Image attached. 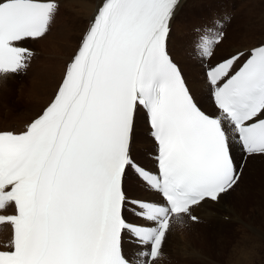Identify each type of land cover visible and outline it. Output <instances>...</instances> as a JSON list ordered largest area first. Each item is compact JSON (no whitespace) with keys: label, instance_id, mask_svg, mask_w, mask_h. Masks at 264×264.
Returning <instances> with one entry per match:
<instances>
[{"label":"snow or ice","instance_id":"6c2138e0","mask_svg":"<svg viewBox=\"0 0 264 264\" xmlns=\"http://www.w3.org/2000/svg\"><path fill=\"white\" fill-rule=\"evenodd\" d=\"M60 3L0 0V78L26 71L21 45L47 34ZM180 6L99 0L52 101L25 130H0V210L15 209L0 216L12 229L0 264H156L173 224L238 182L234 145L264 154V46L212 65L223 33L201 30L189 56L204 68L208 114L168 50ZM141 114L152 167L139 158ZM130 177L145 196L130 199Z\"/></svg>","mask_w":264,"mask_h":264},{"label":"rangeland","instance_id":"374dc122","mask_svg":"<svg viewBox=\"0 0 264 264\" xmlns=\"http://www.w3.org/2000/svg\"><path fill=\"white\" fill-rule=\"evenodd\" d=\"M78 1L81 2L82 0H61L59 11L57 12L53 22L51 23L47 34L38 41L36 40V41L25 42V45L27 44V46L30 49H33V51L35 50L34 52L36 54V58L33 57L34 63L32 64L29 71L24 77L7 76L6 78L7 80L5 79L6 80L5 84L0 86V105L5 107L4 109H2L3 107L0 106V130H9L14 132L23 131L25 129V125L23 124L25 122L29 123L32 121L31 118H29L31 120H28L29 114L31 113L33 107L32 100L37 102L40 101L39 100V97H41L40 94L43 91H45V89H47V93L49 92V87L47 86L49 80L47 75L45 74L49 73V69L52 65V62L58 60L57 52L55 49H52L51 46L54 44L52 47L55 48L54 41H56L55 39L58 37V35L61 32L67 33L73 29L75 16L78 15L77 13L74 15L72 14L70 16L71 13H69L67 4L70 5L74 3L72 5L73 11L78 12L80 7L78 6L77 8L75 5L76 3H78ZM217 22H219L220 24L219 28L216 27ZM206 28H211L214 31H222L223 35H225L224 39L217 45L218 47L216 46L217 48H215V54L213 56L214 59L212 58L213 61L210 62L211 64H215L217 61L222 60L224 57L231 56L236 51H238L235 50L236 48L246 47L250 45H258L259 43H262L264 41V0H187L184 7L178 12L175 19L172 22L171 35H173L175 39L179 41L180 48L183 49L189 55V49L193 42V37L197 39L201 30H204ZM243 33L246 34L243 35ZM78 40L76 39L75 41L76 44L71 41L67 43L64 40H59L61 46L58 48L61 49L62 45H67L70 48L72 47V45H75L77 48L79 44ZM48 42L51 44L49 48H51V50L53 51L50 50L52 53L51 54L49 52L50 59L48 58L45 61V57H44L45 54L42 52L45 51L46 49L42 45ZM192 62H195V60L192 59ZM64 63L65 61L62 62V65ZM41 68L42 69L45 68V70L41 71L42 70ZM199 69H200V75L197 80L203 82L202 80H203L204 68L200 64H199ZM62 73L63 71L61 70V74ZM38 81L40 83H38ZM58 81H60V77ZM21 85L23 86V91H22L23 94L19 93V88ZM35 85L36 88H33ZM53 91H55V89H53L51 93H53ZM205 95H206V101L208 102V105L211 107L212 104L209 99L208 90H206ZM43 97H46V95H43ZM210 109L209 111L206 109L203 110L208 114H214V111L212 110L213 107H211ZM26 118L27 120H24ZM15 120L16 121L24 120L25 122L21 124H17ZM139 124H140L138 125L139 138L141 137L144 138V139L142 138L143 140L140 139L141 145L144 146L142 148L144 152L143 151L141 152H143L146 155L145 158L149 162L154 161L152 160V156L154 153L153 144H151L153 146L151 148L148 147L149 145L147 146L145 145L152 143V141L147 135L144 115L143 116L140 115ZM238 153L240 155L238 154L239 158H237L236 161L239 163L245 162V164H243L244 166L241 165L243 169L239 178L240 180H238L236 185H234L232 189V195L228 196L227 198L220 199L218 202L215 203L212 202V205L205 204L203 207L193 210V212L198 217H199V213H203L205 211H209L217 216L219 215L222 216L225 214L226 215V221H224L225 224L235 227L234 232H232L231 229H227L224 231L225 235L227 236L225 247L235 256L234 259L230 262V264H264V165L262 166L260 165V163L264 164V159L261 160L260 163H258L259 161L257 162L248 161V159L244 161V158L242 159V154L240 153V150H238ZM131 180L133 181L134 179L130 177L126 181V184ZM246 187L248 188L246 189ZM239 190L244 193L245 197L247 196L248 199L250 198L249 199L251 200L250 204H252V201L255 203V201L257 200H253V199L256 198L263 200L260 206L254 205V207L250 209L251 207L250 205L248 207L250 210L246 211V215L240 210V216L243 217L246 216V218L252 219L250 224L248 222L245 224L240 221L236 222L237 214L230 215V213L225 209V206L230 205L231 202L233 201L231 197H233ZM136 192H134L136 196H133V198L142 197V195H144L143 194L144 192L143 193H141L140 191H136ZM251 194L253 195V197L251 196ZM229 208L231 210H234L231 207ZM254 209H256V211H254ZM252 211H254V213H252ZM126 214L128 215L127 217L129 220L135 221L130 211L126 212ZM184 219H182L179 222H176L177 224L176 223L173 224L172 229L166 239V243L164 244L166 250L164 248L162 249L161 256L164 257L167 255L166 258L169 259V262H171V260L173 261L171 263L184 264V262L187 259L189 261L188 256L192 253V250H194L195 252L197 251L199 253L198 255V253L196 252L197 254L196 259L198 261L196 264H204V262L207 260L209 250L212 247L211 233L213 232L214 228H216L215 225L216 221H210L208 225L205 226L200 225L204 223H200L197 226V228L195 227L193 228L189 224H194L197 222H193V223L188 222L186 221L189 220V218L187 219V217H184ZM198 234H200L201 236ZM182 235H185L183 236L184 237L183 242L180 241ZM230 243H232V245H230ZM124 251L128 253L125 250V247H124ZM169 262L164 264H168Z\"/></svg>","mask_w":264,"mask_h":264},{"label":"bare ground","instance_id":"6f19581e","mask_svg":"<svg viewBox=\"0 0 264 264\" xmlns=\"http://www.w3.org/2000/svg\"><path fill=\"white\" fill-rule=\"evenodd\" d=\"M99 2V0H82L81 2L78 1V3H76V7L78 8V6L80 7L79 11L78 12H75L73 11V7L72 4H67L68 5V10H69V13L70 16L73 14H77L75 16V20H74V27L73 29L70 31V32H67V33H64V32H61L58 37L55 39L56 41H54L55 43V48L51 46V44L48 42V43H44V45H42L46 50L43 51L42 53H44V57H45V61L49 58V52L51 53V48L52 49H55L56 52H57V56H58V60H55L54 62H52V65L49 69V73L45 74L47 75L48 77V87H49V92L47 93V89H45V91H43L40 95L41 97H43V95H46V97H39V100L40 101H33L32 100V111L31 113L29 114V117H28V120H34L35 118H37V116L39 114L42 113L43 109L46 108L48 106V104L52 101V99L54 98V95L58 89V86L60 85V83L62 82V78H63V75H64V72H65V69H66V66L67 64L70 62L71 58L74 56V54L76 53V51L78 50L79 48V45L81 43V40H82V37L84 35V33L86 32L88 26H89V22L91 21V19L93 18L94 14H95V10H96V4ZM187 0H181V6L180 8L177 10V13L176 15L178 14V12L184 7V5L186 4ZM76 9V8H75ZM72 18V17H71ZM73 22V21H72ZM71 22V23H72ZM80 30V31H79ZM76 32V33H74ZM244 32V31H242ZM246 33H243V35H245ZM235 37V36H234ZM41 38L39 39H36L37 41L40 40ZM76 39L78 40V46L76 48L75 45H72V47L70 48L69 46L67 45H62V48L59 49L58 47L61 46L59 40H64L66 41L67 43H69L70 41L75 43ZM231 39V38H230ZM229 39V40H230ZM36 40H27V41H36ZM196 40L195 37H193V42ZM232 40V39H231ZM45 41V40H44ZM63 43V42H62ZM71 44V43H70ZM76 44V43H75ZM264 44V41L262 43H259L258 45H250V46H246V47H240V48H236L235 50H238L239 52H246L247 54L249 53V51L255 47H259L261 45ZM225 45V44H224ZM27 49H29L32 53V57L30 59V64H29V67L26 69V71L22 72L21 74L19 75H9V76H14V77H24L27 72L29 71L30 67L32 66V64L34 63V58H36V54H35V50L33 51V49H30L27 44L25 45V42L21 45ZM49 46H51V48H49ZM74 46V47H73ZM218 47V46H217ZM216 47V48H217ZM223 47V46H222ZM168 49H169V52L170 54L173 56V58L175 59V61H177L180 65V68H181V71L184 75V78L189 86V88L192 89L193 91V94L197 97V100L200 102V105L203 109H206L209 111V109L211 107H213V111L214 113L216 112V109L214 107V105L212 104V106L210 107L208 105V102L206 101V88L203 86V82L201 81H198V77L200 75V69H199V63L197 61L195 62H192V59L190 58V56L183 50L180 48L179 46V41H177L175 39V37L173 35L170 34V38H169V41H168ZM51 50V51H50ZM238 51H236L234 54H236ZM39 54V53H38ZM37 54V55H38ZM52 54V53H51ZM217 54V53H216ZM232 54V55H234ZM247 56V55H246ZM221 57V56H219ZM229 57V56H228ZM218 58V56H217ZM224 58H227V57H224ZM223 58V59H224ZM50 59V58H49ZM214 59V57H213ZM216 59V58H215ZM221 59V58H220ZM219 59V60H220ZM40 60V59H39ZM65 61V63L62 65V62ZM213 61V60H211ZM217 61V60H216ZM218 62V61H217ZM216 62V63H217ZM50 63V62H49ZM177 63V64H178ZM47 64V63H46ZM45 64V65H46ZM50 65V64H49ZM178 65V66H179ZM43 66V65H42ZM42 69V68H41ZM40 70V69H39ZM38 70V71H39ZM44 69H42L41 71H44ZM61 70L63 71V73L61 74ZM40 71V73H41ZM39 73V75H40ZM42 75V74H41ZM43 77V76H42ZM60 77V81H58ZM7 78V77H6ZM6 78H0V86H2L3 84H5V81L7 80ZM6 79V80H5ZM200 80V79H199ZM46 81V80H45ZM43 81V82H45ZM58 81V82H57ZM203 81V80H202ZM38 83H40L38 81ZM37 83V84H38ZM58 83V85H57ZM21 84V83H20ZM45 84V83H44ZM28 85V84H27ZM31 85V84H30ZM29 85V86H30ZM42 86V85H41ZM5 87V86H4ZM11 87V86H10ZM39 87V86H38ZM33 88H36V85L33 87ZM14 89V88H13ZM55 89V91L52 92V90ZM30 90V89H29ZM34 90V89H33ZM40 90V89H39ZM14 91V90H13ZM23 86L21 85L20 88H19V93L23 94ZM38 91V90H37ZM18 92V91H17ZM34 93V91H33ZM52 94V95H51ZM2 96V95H1ZM51 96V98H50ZM211 101V100H210ZM38 103V104H37ZM1 106V105H0ZM5 106V105H4ZM3 107V106H1ZM7 107V106H6ZM5 107H3L2 109H4ZM12 108V107H11ZM14 108V107H13ZM1 109V110H2ZM26 110V109H25ZM211 110V109H210ZM3 111V110H2ZM21 111V110H20ZM24 111V109H23ZM22 111V112H23ZM28 111V109H27ZM6 113V112H5ZM4 113V114H5ZM9 113V112H8ZM20 113V112H19ZM24 113V112H23ZM27 113V112H25ZM21 114V113H20ZM27 115V114H26ZM25 115V116H26ZM8 116V115H7ZM18 116V115H17ZM21 116V115H20ZM23 117H24V114H23ZM8 118V117H7ZM21 118V117H20ZM19 118V119H20ZM31 118V119H29ZM13 119V118H12ZM17 119V118H16ZM10 120V119H9ZM24 120H27L24 119ZM24 120H15V122L17 124H21L23 122H25ZM141 122V121H140ZM26 123V124H25ZM23 125H25V128H26V125L29 124L27 122H25ZM4 124V123H2ZM140 125V124H139ZM17 126V125H16ZM140 127V126H139ZM25 130V129H24ZM144 130V129H143ZM17 133L21 132V131H16ZM144 134V133H143ZM148 135V134H147ZM139 136V135H138ZM143 137H141L140 139H142ZM144 139V138H143ZM142 139V140H143ZM146 140V139H145ZM150 140V139H149ZM145 142V141H144ZM143 143V142H142ZM147 143V142H146ZM150 143V141H149ZM151 144L153 143H150V144H145L146 146L149 145L148 147L151 148L153 147ZM144 146L143 145H140V150H139V158L144 162V163H148L149 166H151V163H149V161L145 158V154L143 153L144 150H142ZM148 148V149H149ZM153 150V149H152ZM238 150H240V147L238 146V144H235L234 147H233V150H232V155H233V158H234V161L236 163L237 166L240 165L239 162L236 161L238 157ZM143 151V152H141ZM241 153V152H240ZM243 154V153H241ZM240 155V154H239ZM249 157V158H248ZM244 158V156L242 155V159ZM248 159V161H259L258 163H260L261 160L264 159V155H248L247 154V157L244 158V161ZM249 163V162H248ZM252 163V162H251ZM257 163V164H258ZM245 164V162L243 163ZM256 164V165H257ZM251 165V164H250ZM253 165V164H252ZM255 165V163H254ZM260 165H264V164H261ZM244 166V165H243ZM258 166V165H257ZM243 169V168H242ZM252 173V172H251ZM256 175V174H255ZM252 176V175H251ZM240 180V179H239ZM249 180V179H248ZM252 185V184H251ZM258 187V186H257ZM248 187H246L247 189ZM256 188V187H255ZM125 189L126 191L128 192L129 196H132L130 197L133 198V196H136L134 192L136 191H140L141 193H143V191L140 190L139 186L136 184L135 180H131L130 182H127L126 186H125ZM233 189V188H232ZM232 189L229 190L228 192L222 194L219 198L220 199H224V198H227L228 196H231L232 195ZM245 191V190H244ZM138 193V192H136ZM247 193H248V190H247ZM145 196L146 194L143 193ZM248 195V194H247ZM235 196V197H234ZM233 197H231L233 199V201L231 202L230 205H226L225 206V209L230 213V215H235L237 214V218H236V222H242V223H251L252 219L251 218H246L243 217V216H240V210L245 213L246 215V211L252 209L254 207V205L256 206H260L263 202L262 199H253V200H257L255 201V203L252 201V204L251 203V200L248 199V197L246 198L244 193L242 191H238ZM251 196L253 197V195L251 194ZM249 196V197H251ZM212 205V202L209 201L207 203H204L202 204L201 206L199 207H195L193 208V210L197 209V208H200V207H203L204 205ZM251 205L250 209L248 208L249 206ZM229 207L233 208L234 210H231ZM192 210V211H193ZM209 210V209H208ZM237 210V211H236ZM212 211V210H211ZM254 211H256V209H254ZM254 211H252V213H254ZM235 212V213H234ZM193 214H195L193 212ZM250 214V212H249ZM196 215V214H195ZM196 217L199 219V221L197 223H194V224H189L191 227H195L197 228V226L200 224V223H204V224H200L202 226H205V225H208V223L210 221H216V228H214L213 232L211 233L212 234V247L210 248L209 250V254L207 256V260L204 262V264H230V262L234 259V254L230 251H228L225 247V242H226V239H227V236L225 235L224 231L227 230V229H231L232 232L235 231V227H232V226H229L227 224H225L224 221H226V215H222V216H217L209 211H205L203 213H199V217L196 215ZM184 219V217L182 218ZM181 219V220H182ZM188 219V217H187ZM180 220V221H181ZM185 220V219H184ZM231 220V219H229ZM188 222H191L189 220H186ZM129 222H133V221H129ZM193 223V222H191ZM177 224V223H176ZM248 225V224H246ZM185 228V227H184ZM202 228V227H201ZM240 228V227H239ZM238 228V229H239ZM207 229V228H206ZM209 229V228H208ZM182 230V228H181ZM198 230V229H197ZM210 231V230H209ZM199 232V231H198ZM9 233V238L7 240V235ZM170 233V232H169ZM168 233V235H169ZM179 233V232H178ZM203 233V232H202ZM210 233V232H208ZM186 234V232H185ZM188 234V233H187ZM206 234V233H204ZM200 235V234H198ZM183 236L185 235H182V237L180 238V241L183 242ZM201 236V235H200ZM168 237V236H167ZM199 237V236H198ZM204 237V236H203ZM202 237V239H203ZM11 239V230H10V227L8 225H3L0 227V250H6L5 248H1V243L3 242H7ZM166 243V240L164 242V244ZM204 243V242H202ZM178 244V243H177ZM180 244V243H179ZM196 244V243H195ZM230 245H232V243H230ZM123 246L125 247V250L130 253H126L124 251V254L126 256V254L128 256L126 257H129L131 259H133L134 261L136 260L137 256H136V253H137V247L136 245L132 244L129 239L127 237L124 238V243H123ZM196 246V245H195ZM124 247H123V250H124ZM180 247V246H179ZM163 248L166 250L165 248V245L163 246ZM185 251V250H184ZM197 252V251H196ZM196 252L194 250H192V253L188 256L189 257V261L188 259L184 262V264H196L198 261L196 259ZM198 253V252H197ZM199 255V253H198ZM181 256V255H180ZM166 256L162 257V258H159L157 261H156V264H164V263H167L169 262V259L166 258ZM169 257V256H168ZM165 259H166V262H165ZM183 260V259H182ZM171 262H173L171 260ZM169 262L168 264H174V263H171ZM179 264V263H178Z\"/></svg>","mask_w":264,"mask_h":264}]
</instances>
